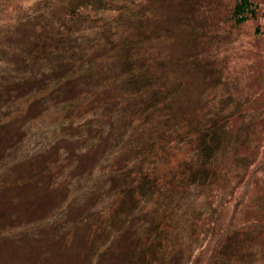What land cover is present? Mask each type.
<instances>
[{
	"label": "rangeland",
	"instance_id": "rangeland-1",
	"mask_svg": "<svg viewBox=\"0 0 264 264\" xmlns=\"http://www.w3.org/2000/svg\"><path fill=\"white\" fill-rule=\"evenodd\" d=\"M48 1L38 21L0 24V264H182L190 250L185 221L202 211L203 196L176 183L191 144L163 151L160 136L168 139L180 124L179 108L194 119L205 105L188 30L167 3L145 17L144 8L108 11L102 15L115 19L74 27L43 70L20 72L40 34L60 39L68 7ZM137 55L161 78L173 75L168 97L152 99L154 89L134 81L133 65L122 73ZM147 105L168 108L155 115ZM151 160L152 195L142 196L129 178L122 185L135 162L141 170Z\"/></svg>",
	"mask_w": 264,
	"mask_h": 264
},
{
	"label": "trees",
	"instance_id": "trees-1",
	"mask_svg": "<svg viewBox=\"0 0 264 264\" xmlns=\"http://www.w3.org/2000/svg\"><path fill=\"white\" fill-rule=\"evenodd\" d=\"M59 1L68 7L66 22L58 29L59 41L40 34L22 58L20 72L31 67L43 70L46 56L67 44L74 27L89 30L108 18L115 19L103 16L104 12L144 8L145 17L154 4L167 3L174 8L175 20L190 34L194 64L206 80L200 115L187 119L179 108L176 118L180 124L168 139L162 141L165 136H160L163 151L170 145L185 150L191 144V155L177 166L176 183L182 190L203 196L199 198L202 211L185 221L190 250L182 264H264V0ZM50 5L48 0H0V24L13 19L38 21V15ZM39 6L42 8L37 9ZM113 48L131 55V49L117 43ZM138 56L122 64L126 66L122 73L127 76L133 65L134 81L154 89L152 99L168 97L164 85L173 75L161 78L158 71L151 72V63ZM21 79L28 81L26 76ZM45 83L53 86L49 76ZM53 90L49 96L57 97ZM151 107L155 115L168 108L147 105L146 109ZM151 161L154 163L147 162L141 170L135 162L133 169L125 172L122 185L129 178L138 183L136 189L142 196L152 195L157 161ZM217 189L226 195L219 198ZM204 201L207 209L202 206Z\"/></svg>",
	"mask_w": 264,
	"mask_h": 264
}]
</instances>
